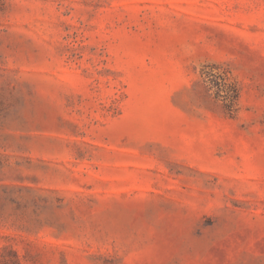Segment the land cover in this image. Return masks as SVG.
Masks as SVG:
<instances>
[{"label":"rangeland","instance_id":"374dc122","mask_svg":"<svg viewBox=\"0 0 264 264\" xmlns=\"http://www.w3.org/2000/svg\"><path fill=\"white\" fill-rule=\"evenodd\" d=\"M0 264H264V0H0Z\"/></svg>","mask_w":264,"mask_h":264},{"label":"trees","instance_id":"16d2710c","mask_svg":"<svg viewBox=\"0 0 264 264\" xmlns=\"http://www.w3.org/2000/svg\"><path fill=\"white\" fill-rule=\"evenodd\" d=\"M224 84H225V82H223ZM235 96H236V93H235ZM229 97V95H225L224 96V98H228Z\"/></svg>","mask_w":264,"mask_h":264}]
</instances>
